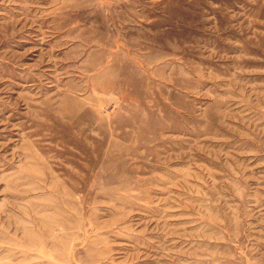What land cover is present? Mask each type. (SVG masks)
Wrapping results in <instances>:
<instances>
[{
  "label": "rangeland",
  "instance_id": "obj_1",
  "mask_svg": "<svg viewBox=\"0 0 264 264\" xmlns=\"http://www.w3.org/2000/svg\"><path fill=\"white\" fill-rule=\"evenodd\" d=\"M0 264H264V0H0Z\"/></svg>",
  "mask_w": 264,
  "mask_h": 264
}]
</instances>
